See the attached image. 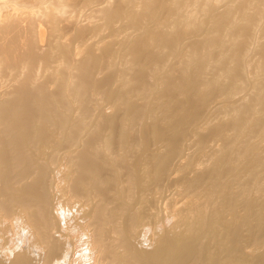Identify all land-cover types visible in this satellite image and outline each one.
Masks as SVG:
<instances>
[{"label":"bare ground","instance_id":"1","mask_svg":"<svg viewBox=\"0 0 264 264\" xmlns=\"http://www.w3.org/2000/svg\"><path fill=\"white\" fill-rule=\"evenodd\" d=\"M0 0V264H264V0Z\"/></svg>","mask_w":264,"mask_h":264},{"label":"rangeland","instance_id":"2","mask_svg":"<svg viewBox=\"0 0 264 264\" xmlns=\"http://www.w3.org/2000/svg\"><path fill=\"white\" fill-rule=\"evenodd\" d=\"M214 3H215V4L217 3L216 5L220 7V6L222 5L223 1H221V0H217V1H215Z\"/></svg>","mask_w":264,"mask_h":264}]
</instances>
